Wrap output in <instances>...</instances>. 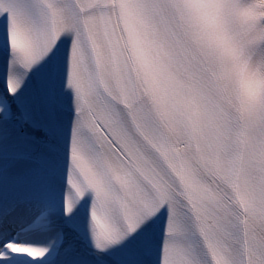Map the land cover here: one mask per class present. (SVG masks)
I'll use <instances>...</instances> for the list:
<instances>
[{"label":"snow or ice","instance_id":"snow-or-ice-1","mask_svg":"<svg viewBox=\"0 0 264 264\" xmlns=\"http://www.w3.org/2000/svg\"><path fill=\"white\" fill-rule=\"evenodd\" d=\"M0 264H264V0H0Z\"/></svg>","mask_w":264,"mask_h":264}]
</instances>
